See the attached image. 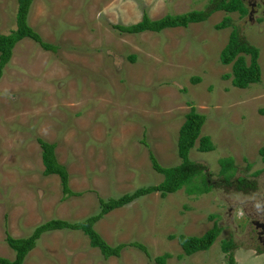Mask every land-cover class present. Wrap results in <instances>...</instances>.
<instances>
[{
    "label": "rangeland",
    "instance_id": "rangeland-1",
    "mask_svg": "<svg viewBox=\"0 0 264 264\" xmlns=\"http://www.w3.org/2000/svg\"><path fill=\"white\" fill-rule=\"evenodd\" d=\"M210 1H33L28 24L57 50L44 51L24 39L0 78L1 257L14 258L6 232L23 238L51 219L84 220L98 212L99 198L160 184L163 175L152 169L149 151L163 167L180 164L178 130L194 107L206 118L201 135L214 150L202 153L196 145L189 158L207 168L211 190L188 195L181 189L165 198L150 194L95 225L109 245L139 242L152 260L129 246L120 257L104 259L82 232L57 230L41 236L24 264H156L153 259L165 253L171 255L165 264H227L221 245L229 240L235 243V264H264V255L254 253L245 217L256 200L264 201L258 154L264 146V24L231 16L242 37L259 49L261 81L245 89L222 78L231 72L219 62L231 28L215 29L225 16L221 11L205 22L159 33L121 34L113 28L135 24L144 13L156 20L202 11ZM16 12L17 0H0V34L15 30ZM196 77L200 82L193 84ZM37 138L56 143L57 160L79 196L62 199L59 177L43 175ZM227 157L237 167L231 186L219 176L218 161ZM200 176L193 185L202 183ZM240 177L255 186L237 191ZM214 223L221 232L206 251L186 256L176 239H168L199 237Z\"/></svg>",
    "mask_w": 264,
    "mask_h": 264
},
{
    "label": "trees",
    "instance_id": "trees-1",
    "mask_svg": "<svg viewBox=\"0 0 264 264\" xmlns=\"http://www.w3.org/2000/svg\"><path fill=\"white\" fill-rule=\"evenodd\" d=\"M33 1L17 0L16 28L9 34H0V78L3 75L4 67L12 59L16 45L24 39L34 41L44 51L56 52L57 50L55 45L45 42L40 34L28 24L27 19ZM219 11L225 13V16L214 26L215 29L231 28L227 43L219 54V62L224 66L230 65L231 72L223 75L222 78L230 80L231 85L238 89H245L251 84L260 83L259 49L242 37L231 18L234 14L236 16L237 14L240 16L244 14L239 0H211L205 10H192L183 14L165 15L156 20L150 19L144 13L141 20L135 24L128 26L114 25L113 28L121 34L159 33L165 29L187 28L190 24L205 22L213 13ZM247 57L249 58L247 59ZM129 59L135 61V56H130ZM191 81L196 84L200 82V79L196 77L192 78ZM261 112L264 113V111ZM205 120V116L198 113L194 107H191L190 111L185 115L184 122L178 130L177 139V155L181 160L180 164L172 167H163L153 153L149 151L152 169L163 175V181L160 184L139 188L115 198H99L98 212L84 220L69 222L62 219H51L36 226L30 236L23 238H15L6 232L5 242L14 251V258L10 260L0 256V264H24L29 253L37 246L41 236L44 233L57 230L82 232L88 238L90 247L98 249L104 259L120 257L122 250L128 246L140 250L147 258L151 259L146 246L139 242L120 243L116 246L109 245L96 231L95 225L108 213L150 194L158 193L162 198H165L168 194H173L181 189H184L188 195L208 193L212 188L210 173L207 172V168L204 165L189 158L191 150L196 145V149L202 153L214 150L211 139L208 136L201 135ZM36 141L41 149V161L44 166L43 175L46 177L57 175L59 177L62 199L79 196L80 193H74L69 187L70 176L67 168L57 160L55 153L56 143L48 142L41 138H37ZM258 154L264 162V146L259 149ZM218 163L220 168L219 176L223 179L222 183L226 186H231V180L234 178L237 169L233 158H222ZM246 168H251V165L247 164ZM253 174L259 175L260 171H256ZM198 176L203 178L202 183L193 185L194 179ZM254 186V182L246 178H236L235 187L237 191L246 190L247 192ZM210 218L213 219L212 217ZM220 232L221 229L214 223L209 230L199 237L180 234L178 236H169L168 239H176L183 253L186 256H191L197 252L208 250L216 241ZM234 248L235 243L231 240L225 241L221 245V250L228 258L227 264H235L232 253ZM169 258H171V255L165 253L155 257L153 261L156 264H165Z\"/></svg>",
    "mask_w": 264,
    "mask_h": 264
},
{
    "label": "flooded vegetation",
    "instance_id": "flooded-vegetation-1",
    "mask_svg": "<svg viewBox=\"0 0 264 264\" xmlns=\"http://www.w3.org/2000/svg\"><path fill=\"white\" fill-rule=\"evenodd\" d=\"M239 2L244 14L240 16L236 13L238 19H243L245 23L264 24V0H239ZM245 217L251 225L250 239L256 243V246H253L254 253L264 255V201L256 200Z\"/></svg>",
    "mask_w": 264,
    "mask_h": 264
},
{
    "label": "crops",
    "instance_id": "crops-1",
    "mask_svg": "<svg viewBox=\"0 0 264 264\" xmlns=\"http://www.w3.org/2000/svg\"><path fill=\"white\" fill-rule=\"evenodd\" d=\"M143 16V15H142ZM149 17V16H148ZM142 18V17H141ZM150 18V17H149ZM151 19V18H150ZM153 20H155V19H153ZM139 22V21H138ZM117 210V209H116ZM106 241V240H105ZM107 242V241H106Z\"/></svg>",
    "mask_w": 264,
    "mask_h": 264
}]
</instances>
